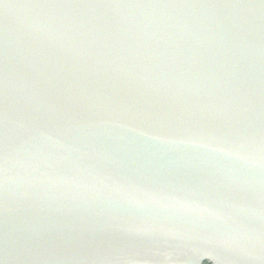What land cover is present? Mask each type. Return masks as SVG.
I'll return each mask as SVG.
<instances>
[{"label": "water", "instance_id": "95a60500", "mask_svg": "<svg viewBox=\"0 0 264 264\" xmlns=\"http://www.w3.org/2000/svg\"><path fill=\"white\" fill-rule=\"evenodd\" d=\"M264 264V0H0V264Z\"/></svg>", "mask_w": 264, "mask_h": 264}, {"label": "trees", "instance_id": "16d2710c", "mask_svg": "<svg viewBox=\"0 0 264 264\" xmlns=\"http://www.w3.org/2000/svg\"><path fill=\"white\" fill-rule=\"evenodd\" d=\"M207 264V263H206Z\"/></svg>", "mask_w": 264, "mask_h": 264}]
</instances>
